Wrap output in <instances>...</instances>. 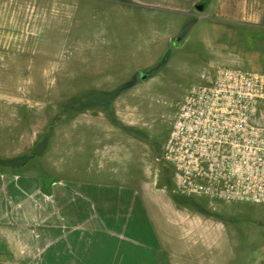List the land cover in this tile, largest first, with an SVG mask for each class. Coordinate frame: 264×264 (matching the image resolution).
<instances>
[{
    "label": "crops",
    "instance_id": "crops-1",
    "mask_svg": "<svg viewBox=\"0 0 264 264\" xmlns=\"http://www.w3.org/2000/svg\"><path fill=\"white\" fill-rule=\"evenodd\" d=\"M88 6L115 17L102 22L93 14L83 24L77 14ZM191 19L214 30L264 29V0H0V45L17 52L70 46L69 54H43L40 78L65 71L73 51L84 60L86 46L117 44L119 61L133 63L126 78L111 74L74 92L110 94L136 79L107 107L51 110L22 130L15 151L0 156L29 153L53 126L43 156L0 166V264H208L234 215L245 217L237 222L251 229L247 238L264 235L255 229L264 225L263 207L216 206L205 214L160 186L164 172L154 163L155 147L167 135L160 126L172 112L160 119L157 104L176 98L167 97L164 86L170 58L147 80L140 73L156 67L173 44L188 41L178 39ZM211 53L219 64L264 72L249 58ZM18 72L11 76L26 75ZM254 264H264L263 243Z\"/></svg>",
    "mask_w": 264,
    "mask_h": 264
},
{
    "label": "rangeland",
    "instance_id": "rangeland-1",
    "mask_svg": "<svg viewBox=\"0 0 264 264\" xmlns=\"http://www.w3.org/2000/svg\"><path fill=\"white\" fill-rule=\"evenodd\" d=\"M90 8L91 6H88V9L84 8L77 14L83 24H86L90 20V16L93 17V14H95L93 19L98 16V13H95L96 11L90 12ZM106 11L107 9L100 13L98 21H111V15L115 17L114 12H110V17H108V11ZM191 21L193 20L191 19L187 23ZM193 26L194 24L188 31L185 39L187 36L189 39L183 46L180 47L179 43L176 42L161 57V60L170 58L164 75L166 96L176 98L171 101L164 99L157 104L159 110L157 116L160 119H166V113L169 111L173 115L174 108L170 104H173L188 87L200 80L202 72L208 68V65L219 64L217 59H215L218 56L213 57L211 49H216L217 53L219 52L222 57L227 54H237L242 58H249L264 68V29L246 30L244 28L225 26L214 30L206 23ZM22 48H27V50L17 52L15 47L0 45V156H5L15 151L16 144L20 140L19 134L28 125L43 121L40 120L44 117L43 115L50 113L53 109L59 113L61 104L77 94L74 92L75 90L85 85L107 81L109 80L107 77L115 73H118L120 77L118 80H122L126 78L133 65L132 62L119 61V56L115 54V50L121 48V46L117 44H94L86 46L87 49L83 55L84 60H81V58L79 59L80 61L76 60V54L79 52L74 53L73 51L71 56L74 55L75 57H73L71 65L65 71H58L55 77L40 78V72L44 69L40 62L44 64V60L41 61L39 59L43 57V54H51L53 50L56 51V55L60 54V52L69 54L70 46L38 47L30 45ZM213 60H216V62L214 61L213 63ZM46 63L48 62L46 61ZM18 70L22 72H18ZM16 71L18 73H26V75L24 77L11 76ZM57 117L56 120L58 119ZM171 118L169 119L171 120ZM170 120L164 121L163 125L160 126L161 130L164 131L167 128L166 133L169 130ZM53 123L51 122L50 124ZM76 127L77 124L74 129ZM161 141H157L156 151ZM160 168L164 172L162 174V185L160 186L168 191L171 187L169 174L162 167ZM176 196L183 206H191L205 214L212 211L211 209H215L216 206H231V209H239L240 206L264 208V205H251L241 202L230 204L212 203L205 198L194 199L192 197ZM247 214L252 216L255 213ZM234 216H236L234 217L236 221L227 227L229 230L228 236L218 239L219 242L214 247L213 256L211 253L210 256L205 258L204 261L208 264H254L257 254H260L261 244H264V235L254 237V239L251 236L247 238L244 232L251 229L246 226V223L242 222L239 224L237 222L240 219H245V217H241L243 215ZM220 218L218 217V219ZM246 218L249 219V217ZM259 227L255 226V229L262 228L261 230L264 231V225ZM248 234H250L249 231Z\"/></svg>",
    "mask_w": 264,
    "mask_h": 264
},
{
    "label": "built area",
    "instance_id": "built-area-1",
    "mask_svg": "<svg viewBox=\"0 0 264 264\" xmlns=\"http://www.w3.org/2000/svg\"><path fill=\"white\" fill-rule=\"evenodd\" d=\"M154 163L171 194L264 205V72L208 65L176 99Z\"/></svg>",
    "mask_w": 264,
    "mask_h": 264
},
{
    "label": "trees",
    "instance_id": "trees-1",
    "mask_svg": "<svg viewBox=\"0 0 264 264\" xmlns=\"http://www.w3.org/2000/svg\"><path fill=\"white\" fill-rule=\"evenodd\" d=\"M194 24V21H191L186 24L185 29L179 38V40L185 39L188 31L190 30L191 26ZM165 63V59L157 64L156 67L152 68L148 71L147 77L153 75L157 72V70ZM136 82V79H133L129 82H126L119 86L115 91L110 94H102L98 92H85L79 93L74 96L68 98L64 103L61 104V108L68 111L73 112H81L88 108L93 107H107L109 106L115 98L124 90H127L131 86H133ZM53 131V126H50L47 132L42 135L39 141L35 144L33 149L24 155H20L10 159H1L0 158V166L6 167H19L27 163L29 160L35 157H41L47 151L49 146L50 136Z\"/></svg>",
    "mask_w": 264,
    "mask_h": 264
},
{
    "label": "water",
    "instance_id": "water-1",
    "mask_svg": "<svg viewBox=\"0 0 264 264\" xmlns=\"http://www.w3.org/2000/svg\"><path fill=\"white\" fill-rule=\"evenodd\" d=\"M197 9L202 10V9H203V6L200 5V6L197 7ZM140 76H141V78H142L143 80H147V79H148L146 73H143V72H142V73H140Z\"/></svg>",
    "mask_w": 264,
    "mask_h": 264
}]
</instances>
